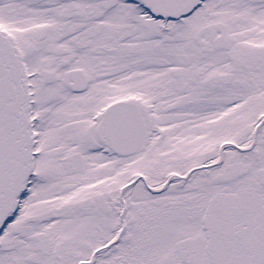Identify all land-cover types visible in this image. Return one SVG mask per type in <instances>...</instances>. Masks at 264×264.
I'll use <instances>...</instances> for the list:
<instances>
[{
  "label": "snow or ice",
  "instance_id": "6c2138e0",
  "mask_svg": "<svg viewBox=\"0 0 264 264\" xmlns=\"http://www.w3.org/2000/svg\"><path fill=\"white\" fill-rule=\"evenodd\" d=\"M0 264H264V0H0Z\"/></svg>",
  "mask_w": 264,
  "mask_h": 264
}]
</instances>
